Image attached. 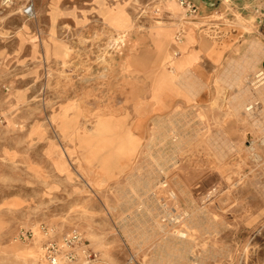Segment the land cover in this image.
Listing matches in <instances>:
<instances>
[{
	"label": "rangeland",
	"instance_id": "374dc122",
	"mask_svg": "<svg viewBox=\"0 0 264 264\" xmlns=\"http://www.w3.org/2000/svg\"><path fill=\"white\" fill-rule=\"evenodd\" d=\"M34 1L0 7V264H44L42 224L77 264H264L261 2Z\"/></svg>",
	"mask_w": 264,
	"mask_h": 264
},
{
	"label": "built area",
	"instance_id": "2783aa9c",
	"mask_svg": "<svg viewBox=\"0 0 264 264\" xmlns=\"http://www.w3.org/2000/svg\"><path fill=\"white\" fill-rule=\"evenodd\" d=\"M259 1L264 9V0ZM16 4L20 5V12L27 18L36 16L34 0H0L1 8H10ZM180 4L184 6L189 16L194 19L199 18V7L192 0H180ZM261 31L264 34V22ZM176 38L180 43L182 34L178 33ZM256 77L262 79V73L257 74ZM40 230L45 238L43 242L44 264H77L82 261L94 260L97 257V252L90 247L79 228L74 227L59 234L54 227L42 224ZM35 236V231L32 229L20 233V238L25 240L34 239Z\"/></svg>",
	"mask_w": 264,
	"mask_h": 264
},
{
	"label": "crops",
	"instance_id": "0c3cea01",
	"mask_svg": "<svg viewBox=\"0 0 264 264\" xmlns=\"http://www.w3.org/2000/svg\"><path fill=\"white\" fill-rule=\"evenodd\" d=\"M196 5H199V7L202 9V11L206 10L207 8H210L214 2L212 0H192ZM223 1V0H222ZM259 0H237V3L242 5L243 8L247 11L252 7H254L255 5H257ZM254 63L253 62V58L252 57H248L247 58V63L248 64V69L249 68H253L254 67ZM257 93V92H255ZM249 94V95H248ZM251 96V97H249ZM252 96L255 98H262V100L264 101V90L260 92V94H253V93H250V92H246V101H252Z\"/></svg>",
	"mask_w": 264,
	"mask_h": 264
},
{
	"label": "bare ground",
	"instance_id": "6f19581e",
	"mask_svg": "<svg viewBox=\"0 0 264 264\" xmlns=\"http://www.w3.org/2000/svg\"><path fill=\"white\" fill-rule=\"evenodd\" d=\"M234 61V60H233ZM248 67V66H247ZM260 73H262V79H263V82H261V84H259L258 86H260V85H263L264 84V70L263 71H261ZM166 101V100H165ZM167 102V101H166ZM164 103V104H167V103ZM259 103V101H256L255 102V104L254 105H257ZM169 105H171L170 104V102H169ZM254 106L253 105H251V106H248V107H246V111H249V110H251L252 108H253ZM91 145V144H90ZM96 151V150H95ZM96 153V152H95ZM175 153V152H174ZM99 154V153H98ZM91 155H92V152H91ZM90 155V156H91ZM104 166V165H103ZM163 170H165L164 168H163ZM168 185V183H167V181L166 180H162V179H158L155 183H153V184H150V183H146V185L144 186L147 190V192H149L150 191V193H149V195H150V197H153V196H156V193H153L152 192V189L154 188V187H156V186H167ZM182 190V189H181ZM186 191V190H185ZM170 195L172 196V198H176L177 197V193L173 190V189H170ZM189 196V195H188ZM179 203V202H178ZM194 203V202H193ZM200 207V206H199ZM195 208V207H194ZM173 221H175V222H180V221H184V218H182V216L181 215H177V216H175L174 217V220ZM162 226V225H161ZM177 238H179L181 241L182 240H185L186 238H187V234H186V232H184V231H180L177 235Z\"/></svg>",
	"mask_w": 264,
	"mask_h": 264
},
{
	"label": "water",
	"instance_id": "95a60500",
	"mask_svg": "<svg viewBox=\"0 0 264 264\" xmlns=\"http://www.w3.org/2000/svg\"><path fill=\"white\" fill-rule=\"evenodd\" d=\"M263 66H264V63H263Z\"/></svg>",
	"mask_w": 264,
	"mask_h": 264
}]
</instances>
